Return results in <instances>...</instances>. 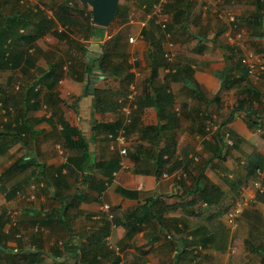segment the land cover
<instances>
[{
  "label": "crops",
  "instance_id": "1",
  "mask_svg": "<svg viewBox=\"0 0 264 264\" xmlns=\"http://www.w3.org/2000/svg\"><path fill=\"white\" fill-rule=\"evenodd\" d=\"M43 1L62 13L64 0ZM77 1L81 27L9 36L24 56L0 67V264H264V0H189L185 24L169 0V26L142 16L124 23L131 34L89 32L92 9ZM29 7L0 0V25ZM177 68L188 77L173 79ZM127 90L122 157L109 133ZM63 121L88 140V162L64 145Z\"/></svg>",
  "mask_w": 264,
  "mask_h": 264
},
{
  "label": "trees",
  "instance_id": "2",
  "mask_svg": "<svg viewBox=\"0 0 264 264\" xmlns=\"http://www.w3.org/2000/svg\"><path fill=\"white\" fill-rule=\"evenodd\" d=\"M69 1H73V0H64L60 8L62 10V13L56 11L54 13V16H50V14L48 13V8L51 7V5L47 1H43L42 4L44 6L42 4H36L32 7H29V10L26 14H23L19 10H17L16 12L14 11L12 12L11 17H6L5 22L1 23L0 25V67L3 68V67L12 66L15 63L16 57L19 56V60H20V58L24 56V52L12 50L7 46L10 34H13L15 31H17V29L21 27H27L29 25L30 27H32V30L30 31V35L28 38V41L30 42V44H32L35 40H37L38 38L42 37L43 35L49 32L58 34V32H56V26L59 22H63L65 24L68 23V24L75 25V26L79 25L81 27L82 24L72 17L75 12L74 11L75 7L68 4ZM178 2H179L177 5L178 10L175 16H176V19H178V21H181L182 24H185L186 14H187L186 5H188L189 0H178ZM167 5H169V3ZM122 9L126 10L127 7L120 5L119 9L116 11V16L121 15ZM82 14H83V10H81V15ZM88 18L90 20L89 21L90 25L88 27L89 32H94L96 34H103L104 27L94 25L93 23L92 10L90 11V16ZM4 26L5 28H3ZM226 48L230 52L235 51L232 45H226ZM107 49L108 48L104 47L103 52L98 59V63H99L98 66L101 67L102 65L101 67L102 69H105V67H103L104 66L103 61L107 59L110 55V52L107 51ZM197 49L200 50V47H198ZM230 57L231 55H228V58ZM92 68L93 66L91 65V67H89L90 69L89 71H91ZM188 70H190V68H188ZM155 73H156V68H154L153 70V75ZM130 75L133 76L132 73ZM171 75L173 79H178L181 76H183V78L188 77L186 70L183 71V68L182 69L177 68V70L172 72ZM159 96H160L159 92H156V91H154L152 95H149L148 93H146V98L149 100H152L153 103L159 102ZM168 96L171 98V94H169ZM250 122L256 124V123H259V119L252 118ZM62 123H63L62 133L63 135H65L67 139L64 145H66L69 148H72V147L76 148L81 153L79 158L85 162H88L89 161L88 156L90 152L89 151L90 145H89L88 140L84 137V135L82 134V131L78 127L72 126L67 121H63ZM116 124L111 125V126L110 124H105V126H107L109 129L111 127V130H113ZM133 156L135 159H138L136 154ZM72 160L75 161L76 159L73 158ZM119 162L120 161H116V164L113 167H111V171H114L117 168H119ZM254 165L256 167L264 168V155H259L258 158L254 161ZM87 166H88V163H87ZM85 167L86 166L84 165V168ZM18 189L20 190L22 189L21 183L20 185L13 188L10 192H8V197H12L13 195H15L18 192ZM127 226H128L127 237H131L134 231L138 229V226L137 225H134L133 227H129V225ZM218 248H221V247L218 246ZM263 260H264V255H263ZM115 264H120V257L118 256L116 257Z\"/></svg>",
  "mask_w": 264,
  "mask_h": 264
},
{
  "label": "built area",
  "instance_id": "3",
  "mask_svg": "<svg viewBox=\"0 0 264 264\" xmlns=\"http://www.w3.org/2000/svg\"><path fill=\"white\" fill-rule=\"evenodd\" d=\"M169 2V0H154L150 6V10L148 12L147 21H154L156 24L160 25L162 28H166L168 26V19L164 17L165 15V6ZM136 36H130L129 41L131 43H135L137 41ZM243 61L247 62V58H244ZM136 97L135 94L130 91L126 97L120 99L121 103V110L123 114L122 123L117 127L116 130L109 133V137L113 140L117 147L119 148L120 154L122 157L128 155L129 148H128V132L129 127L132 123V112L135 108ZM114 144V147H115ZM126 164L123 158L120 160V166L124 167ZM2 186L1 182V173H0V187ZM259 188H262L260 183H257ZM241 205L237 206L236 210H239ZM105 209L109 212L111 219L114 218V214L111 212V207L107 203L105 204Z\"/></svg>",
  "mask_w": 264,
  "mask_h": 264
},
{
  "label": "rangeland",
  "instance_id": "4",
  "mask_svg": "<svg viewBox=\"0 0 264 264\" xmlns=\"http://www.w3.org/2000/svg\"><path fill=\"white\" fill-rule=\"evenodd\" d=\"M38 1H40V0H30V7L34 6ZM51 1L54 4L55 1L54 0H51ZM78 1H79V3H81L80 0H78ZM152 2H153V0H120V5L126 6L127 9L126 10L122 9L121 15L115 16L113 21L108 26H106L104 28H106L108 30V34H131L130 30L128 28V25L125 26L124 23L128 22L129 19L135 20V19H138V17H142V16L144 17V20L147 21V18H148L147 14L150 10V6H151ZM56 4L57 3H55V5H53V6L51 5L52 10H53V8H55ZM81 4H83V2ZM85 6H86V8L89 7L90 9H92V6L88 3H85ZM82 20H85V19L82 18ZM219 25L220 24H216L214 29L218 28ZM156 28L158 30L159 27L156 26ZM73 30H75V29H73ZM74 33L78 34V32H75V31H74ZM184 35L186 36V34H184ZM130 91L131 90H129V91L127 90L126 92H124L122 97L123 98L126 97L127 94L130 93ZM128 154H129V152H128ZM244 260L245 259H243L242 261H244ZM245 262H246V264L248 263L247 261H245ZM211 263L218 264V261L217 262L214 261Z\"/></svg>",
  "mask_w": 264,
  "mask_h": 264
},
{
  "label": "water",
  "instance_id": "5",
  "mask_svg": "<svg viewBox=\"0 0 264 264\" xmlns=\"http://www.w3.org/2000/svg\"><path fill=\"white\" fill-rule=\"evenodd\" d=\"M92 6L93 22L95 25L106 27L116 16L120 0H80Z\"/></svg>",
  "mask_w": 264,
  "mask_h": 264
}]
</instances>
